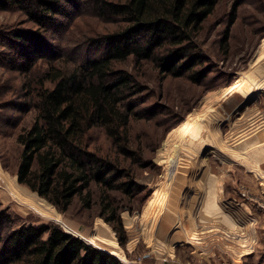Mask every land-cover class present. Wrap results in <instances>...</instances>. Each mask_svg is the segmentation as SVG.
Returning a JSON list of instances; mask_svg holds the SVG:
<instances>
[{
	"label": "rangeland",
	"instance_id": "374dc122",
	"mask_svg": "<svg viewBox=\"0 0 264 264\" xmlns=\"http://www.w3.org/2000/svg\"><path fill=\"white\" fill-rule=\"evenodd\" d=\"M234 6V23L228 29ZM119 26L118 18L106 21L98 16L89 0L80 2L77 16L63 20L54 31L29 21L21 11L0 10V174L16 175L22 149L17 135L36 117L33 87L51 57L38 59L31 74L22 65L36 54H47V45L62 49L60 63L98 57L102 49L94 43ZM19 35L29 43L21 44ZM36 39L42 41L40 50ZM263 39L264 0H222L197 35L206 58L202 68L210 69L201 82L165 76L149 62L130 59L120 64L144 89L137 96L138 113L130 123L129 152H121L101 128L88 132V142L95 153L117 159L124 170L121 180L126 179L132 190L106 191L92 184L88 197L74 198L61 211L1 175L0 230L55 224L110 252L122 264H237L230 256L232 239L237 238H224V233L235 235L234 231L217 221L230 194L239 196L238 189L258 202L264 197L256 175L246 171L264 153V71L253 63ZM251 69L259 74L253 76L246 93H225ZM209 105L215 116L209 136L204 139L202 131L191 148L181 150L184 163L175 179L172 164L159 161L167 134ZM108 200L110 212L104 211Z\"/></svg>",
	"mask_w": 264,
	"mask_h": 264
},
{
	"label": "trees",
	"instance_id": "16d2710c",
	"mask_svg": "<svg viewBox=\"0 0 264 264\" xmlns=\"http://www.w3.org/2000/svg\"><path fill=\"white\" fill-rule=\"evenodd\" d=\"M89 1L98 16L120 22L94 43L102 49L98 57L60 63L62 49L47 45V54H36L22 65L31 74L38 59L51 57L33 87L36 117L17 135L22 147L17 181L61 211L74 198L88 197L92 184L106 191L132 190L126 179L121 180L124 170L117 159L95 153L88 142V132L101 128L121 152H129L130 123L144 89L120 64L130 59L149 62L165 76L201 82L210 69L202 68L206 58L197 35L222 0ZM80 2L88 0H0V10L21 11L29 21L54 31L63 20L77 16ZM232 10L228 29L237 7ZM19 37L21 44L29 43L27 37ZM36 40L40 50L42 41ZM110 204L106 201L104 211H111ZM0 264L122 263L55 224H23L0 230Z\"/></svg>",
	"mask_w": 264,
	"mask_h": 264
},
{
	"label": "crops",
	"instance_id": "0c3cea01",
	"mask_svg": "<svg viewBox=\"0 0 264 264\" xmlns=\"http://www.w3.org/2000/svg\"><path fill=\"white\" fill-rule=\"evenodd\" d=\"M254 164L255 166L250 167V169H245L253 172L259 180V184H262V188H264V153L260 155L259 160ZM245 167H248V165ZM4 173L5 175L0 174V176H5L6 180L7 174ZM8 179L9 182L14 183L16 181L17 183L16 175L8 176ZM236 192L239 196L230 194L231 200L228 201L226 207L222 208L224 211L220 220L217 221L224 229L227 228L234 232L242 230L243 232L242 234L238 233L237 240H232L231 246H234V249L230 251V256L237 264H264V197H260L262 200L259 198L258 202L253 200L246 191L238 189ZM234 200L235 202H233Z\"/></svg>",
	"mask_w": 264,
	"mask_h": 264
},
{
	"label": "bare ground",
	"instance_id": "6f19581e",
	"mask_svg": "<svg viewBox=\"0 0 264 264\" xmlns=\"http://www.w3.org/2000/svg\"><path fill=\"white\" fill-rule=\"evenodd\" d=\"M253 63H255V68L260 67L264 71V39L260 45L259 54L255 58ZM257 73L259 74V71L257 69H255V70L251 69L245 75H243L240 80L234 82L233 84H231V86L226 88L225 93H228V92L230 93V92H234V91H241L243 93H246L245 92L246 87L249 86L248 84L251 82L252 79H254L253 76H255V74H257ZM261 74H263V73H261ZM259 78H261V77H259ZM262 82H264V80ZM255 88L257 90V87H255ZM203 113H206V114L203 116ZM195 114L196 115H194V116L192 114L188 115V118L185 121H183L181 123V125L173 128L172 130H170L168 132L165 143H164V147L159 152L161 155L160 157H162V158H160L159 161H168L172 164L170 172H171V176L173 178H174V175L176 174L175 179L177 178L178 172L181 171V169H180L181 165L180 164L184 163V162L180 161V160H182V157L185 154V153H183L182 155H180L181 150L183 152L184 150L191 148L193 143H194V139H197L198 134H200L202 131H203L202 137H204V139H207L205 137L209 136V135H207V133L209 132L208 131L209 130V123L213 118L215 119V116L213 114V108L210 105L204 106L203 110L196 112ZM209 139H210V137H209ZM220 150H222V149H220ZM170 155H173V159H172L173 161L169 160ZM173 178H171V179H173ZM198 183H199V181H198ZM198 206H200V205H198ZM238 233L242 234L243 232H242V230H239V232H234L233 233V234H235L234 237H237ZM237 257H238V255H237Z\"/></svg>",
	"mask_w": 264,
	"mask_h": 264
},
{
	"label": "built area",
	"instance_id": "2783aa9c",
	"mask_svg": "<svg viewBox=\"0 0 264 264\" xmlns=\"http://www.w3.org/2000/svg\"><path fill=\"white\" fill-rule=\"evenodd\" d=\"M224 235H225V236H224ZM224 235H223V236H224V238H226V239L235 238V237H234L235 235H232V234L229 233V232H228V233H224ZM230 237H231V238H230ZM232 240H233V239H232Z\"/></svg>",
	"mask_w": 264,
	"mask_h": 264
}]
</instances>
